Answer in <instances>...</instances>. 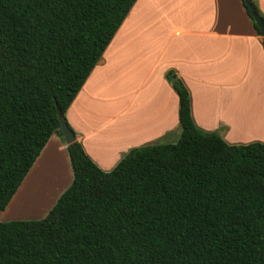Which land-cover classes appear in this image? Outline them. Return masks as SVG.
<instances>
[{
    "label": "trees",
    "instance_id": "16d2710c",
    "mask_svg": "<svg viewBox=\"0 0 264 264\" xmlns=\"http://www.w3.org/2000/svg\"><path fill=\"white\" fill-rule=\"evenodd\" d=\"M136 2L0 0V211L63 137L60 113L68 123ZM168 79L179 141L134 148L110 172L69 144L71 186L45 218L0 222V264H264V143L200 129L188 88Z\"/></svg>",
    "mask_w": 264,
    "mask_h": 264
},
{
    "label": "crops",
    "instance_id": "0c3cea01",
    "mask_svg": "<svg viewBox=\"0 0 264 264\" xmlns=\"http://www.w3.org/2000/svg\"><path fill=\"white\" fill-rule=\"evenodd\" d=\"M254 1L264 14V0ZM170 72L188 88L200 129L231 145L264 143V47L243 2L137 0L66 113L103 171L134 148L179 141ZM68 145L51 137L0 222L49 214L73 182Z\"/></svg>",
    "mask_w": 264,
    "mask_h": 264
},
{
    "label": "water",
    "instance_id": "95a60500",
    "mask_svg": "<svg viewBox=\"0 0 264 264\" xmlns=\"http://www.w3.org/2000/svg\"><path fill=\"white\" fill-rule=\"evenodd\" d=\"M246 3L250 7L251 15L253 16L258 27L261 30V35L264 37V21H263V19L257 14L256 9H255V5L252 3L251 0H246ZM174 80H175V77H172L171 81H174ZM59 117H60V121H61L60 129H61V132L63 134L65 141L67 142V144L74 143L76 141L75 133L69 127V125L66 122V120L64 119L62 113H60Z\"/></svg>",
    "mask_w": 264,
    "mask_h": 264
},
{
    "label": "rangeland",
    "instance_id": "374dc122",
    "mask_svg": "<svg viewBox=\"0 0 264 264\" xmlns=\"http://www.w3.org/2000/svg\"><path fill=\"white\" fill-rule=\"evenodd\" d=\"M172 79V78H171ZM37 187H38V184L37 185H35L31 190H29V193H33V192H35L36 190H37ZM41 203H42V201H41ZM41 203H39L38 205H36V206H33L32 208L31 207H28L27 205V208H30L31 210H35V209H37L39 206H40V204ZM28 210V209H27ZM45 213V208L43 209V211H40V214H39V216L41 217V216H43V214ZM45 217V216H44ZM41 218H43V217H41ZM30 220H40V219H30Z\"/></svg>",
    "mask_w": 264,
    "mask_h": 264
}]
</instances>
